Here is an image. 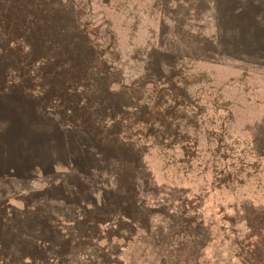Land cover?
<instances>
[{
    "label": "rangeland",
    "instance_id": "rangeland-1",
    "mask_svg": "<svg viewBox=\"0 0 264 264\" xmlns=\"http://www.w3.org/2000/svg\"><path fill=\"white\" fill-rule=\"evenodd\" d=\"M92 2L87 38L0 57V264H41L22 255L45 239L82 243L62 264H264V0ZM91 91L149 121L179 102L197 154L153 146L129 163L96 138ZM133 125L109 138L136 140Z\"/></svg>",
    "mask_w": 264,
    "mask_h": 264
},
{
    "label": "trees",
    "instance_id": "trees-1",
    "mask_svg": "<svg viewBox=\"0 0 264 264\" xmlns=\"http://www.w3.org/2000/svg\"><path fill=\"white\" fill-rule=\"evenodd\" d=\"M92 5V0L79 1L78 3L74 0H0V50H2V52L0 51V57L6 61L16 60V58H27L30 61L34 59V53H36L35 43L49 41H57L59 43L61 40H68L67 36H70V28L74 29L76 38L86 37L85 31L89 32V23L87 21L85 23L81 22V17L85 16L86 9L92 8ZM108 41L110 44L113 43L109 37ZM105 51V49H97V59L101 63L106 62ZM62 55L69 59V63H73L70 53L66 54L65 52ZM50 57V54H46L43 58L50 64L52 63L50 62ZM86 82L89 83V80H86ZM86 92L88 91H82L83 94ZM91 95L92 101L85 106L95 109L94 116H91V119H94L93 123H95L96 129L100 130L96 134V138L101 143L111 147L120 145L119 148L131 154L129 163L133 162L131 159L134 158V155L139 154L140 150L152 149L153 146H159L165 150L179 147L184 152L183 156H187L190 159L197 154L199 142L191 137L190 126L188 124L182 126L181 122L176 121L178 117L175 111L180 105L179 102H176L171 110L160 111L161 117L158 121L155 119L149 121L144 120L143 117L151 109L147 110V108L141 106L134 113L127 111L125 106L122 107L123 110L121 111L115 108L100 110L101 106L94 99L95 91H91ZM65 116L74 123H82L79 115L69 114ZM140 122L145 123L146 127L142 131L143 135L137 137L136 140L125 141L117 135V139L121 141L112 142V138H109L111 129L121 128V126L131 128V126L134 127L133 124ZM85 123L89 124L88 122ZM147 139H149V143L146 142ZM221 148L227 153L224 156L232 158L236 155L234 148L230 149L227 144H224ZM216 158L219 159L221 157L216 156ZM125 169L124 171L127 172L128 177L135 176L133 166L127 165ZM232 175L233 172L230 171L228 178ZM47 242L48 239H45L43 245L27 246L24 250L26 254L22 255V259L28 256L35 263L48 264V261L54 257L56 260L58 259L57 264H62L60 260L63 254L74 256L76 250L82 245L81 242L72 243L71 240H67L63 242L60 248L50 250L49 245L46 244ZM4 251L3 246H0V258L3 257L2 253Z\"/></svg>",
    "mask_w": 264,
    "mask_h": 264
}]
</instances>
